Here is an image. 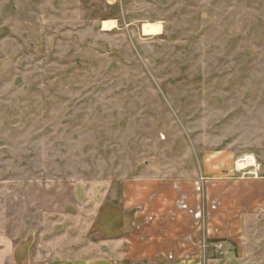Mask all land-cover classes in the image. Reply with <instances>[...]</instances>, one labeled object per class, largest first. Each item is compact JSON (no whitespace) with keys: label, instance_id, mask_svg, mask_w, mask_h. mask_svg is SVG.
Returning a JSON list of instances; mask_svg holds the SVG:
<instances>
[{"label":"rangeland","instance_id":"rangeland-1","mask_svg":"<svg viewBox=\"0 0 264 264\" xmlns=\"http://www.w3.org/2000/svg\"><path fill=\"white\" fill-rule=\"evenodd\" d=\"M221 152L264 171V0H0L9 264H113L111 241L146 222L127 204L141 183L195 177L203 197ZM203 232L181 258L122 264H264V207L239 233Z\"/></svg>","mask_w":264,"mask_h":264},{"label":"crops","instance_id":"crops-1","mask_svg":"<svg viewBox=\"0 0 264 264\" xmlns=\"http://www.w3.org/2000/svg\"><path fill=\"white\" fill-rule=\"evenodd\" d=\"M200 173L205 183L203 197L197 192L195 177L141 183L139 196L132 197L127 204L129 207L139 204L143 209L142 218L146 222L139 233H122L120 238L111 241L113 248L109 258L116 260L113 264H122L126 258L147 260L157 256L166 257L169 249H172L173 257L181 258L184 254L196 251L202 230L207 236H213V233H239V229L249 219V214L262 211L264 171L261 175L259 172L251 177L241 175L236 171L230 155L221 152L215 153L208 160L204 159L203 171ZM202 211L204 216L196 219L194 214ZM189 240L195 245L191 247ZM120 246L125 248L118 250ZM14 255L10 241L1 239L0 264H9ZM60 255L63 261L46 259L43 262H70L63 254ZM199 258L193 256L188 263L194 260L195 263ZM75 260L77 264L84 263L81 262L84 260L81 255Z\"/></svg>","mask_w":264,"mask_h":264},{"label":"built area","instance_id":"built-area-1","mask_svg":"<svg viewBox=\"0 0 264 264\" xmlns=\"http://www.w3.org/2000/svg\"><path fill=\"white\" fill-rule=\"evenodd\" d=\"M234 167H235L236 171H238V172L245 173V172H249L248 170H250L251 172H249V173L256 174L257 171L260 169V163L256 160V163L250 164L247 161V154H244L235 160ZM252 169H253V171H252ZM201 178L203 179V177H201Z\"/></svg>","mask_w":264,"mask_h":264},{"label":"bare ground","instance_id":"bare-ground-1","mask_svg":"<svg viewBox=\"0 0 264 264\" xmlns=\"http://www.w3.org/2000/svg\"><path fill=\"white\" fill-rule=\"evenodd\" d=\"M103 26H104V27H110V26H112V24H111V23L109 24L108 22H104V21H103ZM157 29H158V28L153 27V26H151V25H146V26L144 27V31H145L146 33H148V34H151V33L155 34V33L157 32ZM247 161H248L250 164L256 163V159H255V157H254L253 155H249V154H247Z\"/></svg>","mask_w":264,"mask_h":264}]
</instances>
